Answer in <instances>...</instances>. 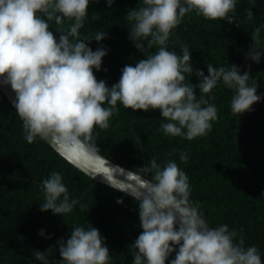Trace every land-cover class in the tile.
<instances>
[{
  "label": "clouds",
  "instance_id": "clouds-1",
  "mask_svg": "<svg viewBox=\"0 0 264 264\" xmlns=\"http://www.w3.org/2000/svg\"><path fill=\"white\" fill-rule=\"evenodd\" d=\"M106 3L111 7L114 0ZM89 4L90 0H0V84L9 85L16 94L14 108L29 144L37 137L48 140L69 163L81 170L90 169L93 178L102 174L114 187L125 190L113 179L107 163H100L103 158L93 142L94 129H108L110 118L119 113L118 102L133 111L159 109L161 117L170 121L162 123L160 130L190 141L207 135L212 122L218 120L217 107L204 98L218 82L235 89L231 101L234 115L251 111L261 101L250 72L241 74L236 65L225 68L208 63L205 76L202 70L194 72L188 46H181L180 54L168 50L172 30L193 11L207 20H227L240 27L234 15L237 0H143L139 10L127 12L126 18L132 23L129 39L141 52L154 46L158 50L135 66L125 65L119 82L111 87L106 81H98L93 71L101 70L107 51H93L88 46L92 40L105 39L106 33L98 32L87 42L79 38ZM246 12L251 20L253 11ZM65 18L74 23L64 28ZM53 20L61 26L58 41L49 30L48 22ZM260 32V27L253 30L254 44L247 57L256 63L262 55L256 50ZM185 73L199 77V84H185ZM196 88L204 94L200 99ZM105 103L109 107H104ZM179 159L187 163V153L182 152ZM135 174L143 190L142 195L135 196L143 231L132 244L136 249L133 264H166L174 252L170 264H262L256 246L244 247L242 236L239 243L234 242L235 229L205 223L198 208L190 203L189 178L175 161L161 167L153 158ZM144 174L152 178L145 180ZM41 189L45 200L42 212L62 215L78 203L70 200L58 172L44 179ZM40 235H44L43 230ZM104 239L95 227H75L70 238L57 242L61 257L57 264H110ZM54 250L35 251V258L45 261Z\"/></svg>",
  "mask_w": 264,
  "mask_h": 264
},
{
  "label": "trees",
  "instance_id": "trees-1",
  "mask_svg": "<svg viewBox=\"0 0 264 264\" xmlns=\"http://www.w3.org/2000/svg\"><path fill=\"white\" fill-rule=\"evenodd\" d=\"M142 6L143 0H114L111 7L106 0H90L79 38L87 42L98 32L106 33L105 39L92 40L88 46L107 51L101 70L93 71L109 87L119 82L125 65L135 66L158 50L154 46L141 52L129 39L132 23L127 12ZM247 9L254 13L251 20ZM234 15L240 27L227 20H207L194 11L186 14L172 30L168 50L180 54V47L188 46L194 72L202 70L205 76L208 63L225 68L236 65L241 74L250 72L262 98L251 111L234 115L235 89L220 81L207 95L195 89L197 99L204 95L218 109V120L205 136L189 141L166 135L160 126L170 121L161 117L159 109L133 111L118 102L119 113L110 118L108 129H94L93 142L101 154L135 172L153 158L161 167L175 161L189 178L191 205L212 227L235 229L234 242L239 243L242 236L244 247L256 246L264 264V0H237ZM48 23L58 41L61 26L54 20ZM72 23L65 18L63 27ZM257 27L261 28L256 45L262 52L259 63L247 58ZM184 75L185 84H199L195 74ZM103 106L109 107L107 103ZM24 137L23 122L0 88V264H57L61 260L57 242L70 238L77 226L99 230L110 252V264H133L136 249L132 244L143 231L136 198L97 182L46 140L37 137L29 144ZM182 152L188 155L187 163L179 159ZM54 171L61 174L70 200L78 201L71 212L62 215L40 210L45 202L42 181ZM144 176L152 178L151 174ZM49 247L55 250L45 261L35 258V251L46 252ZM173 258L175 252L166 264Z\"/></svg>",
  "mask_w": 264,
  "mask_h": 264
},
{
  "label": "water",
  "instance_id": "water-1",
  "mask_svg": "<svg viewBox=\"0 0 264 264\" xmlns=\"http://www.w3.org/2000/svg\"><path fill=\"white\" fill-rule=\"evenodd\" d=\"M0 88L2 89L3 93L8 97V99L11 101V103L14 105V102L16 101V94L15 92L11 89L9 85H2L0 84ZM55 150L56 148L48 141L46 140ZM57 151V150H56ZM58 152V151H57ZM100 157L103 159L100 161L101 164H106V167H109L112 171V177L113 179L118 183V184H123L125 187V190H119L118 188L114 187L102 174L100 175H94V178L91 174L90 169L85 168L84 170H81V168L77 167L79 170L85 172L87 175L91 176L93 179H95L97 182L104 183L106 185H109L112 188H115L119 191H122L124 193H127L132 196L136 195H142L143 190L140 189L139 187V182L140 178L138 175H136L135 171L124 167L117 162L109 159L105 155L101 154L100 152L98 153ZM145 180H150L149 178L144 176ZM202 217V216H201ZM203 218V217H202ZM203 220L205 223L209 226L212 227L204 218Z\"/></svg>",
  "mask_w": 264,
  "mask_h": 264
}]
</instances>
